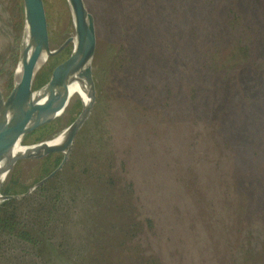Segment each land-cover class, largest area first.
Here are the masks:
<instances>
[{
  "label": "rangeland",
  "instance_id": "1",
  "mask_svg": "<svg viewBox=\"0 0 264 264\" xmlns=\"http://www.w3.org/2000/svg\"><path fill=\"white\" fill-rule=\"evenodd\" d=\"M83 1L95 22L96 97L47 180L62 188L50 223L30 210L43 215L55 189L38 190L46 181L21 194L61 153L18 160L2 183L21 195L18 215L45 229L34 231L49 247L0 232V264H264V0ZM43 2L55 48L74 35L72 14L67 0ZM19 26L18 0H0L3 94L13 86L24 11ZM245 34L251 56L228 74L235 39ZM210 98L222 120L217 132L194 118ZM240 99L245 118L234 132ZM218 156L225 169L215 166ZM210 166L215 183L205 176ZM244 168L256 181H242Z\"/></svg>",
  "mask_w": 264,
  "mask_h": 264
},
{
  "label": "water",
  "instance_id": "2",
  "mask_svg": "<svg viewBox=\"0 0 264 264\" xmlns=\"http://www.w3.org/2000/svg\"><path fill=\"white\" fill-rule=\"evenodd\" d=\"M24 11V34L20 42L17 64L20 76L14 77L13 86L6 96L0 89V188L10 168L20 159L40 158L51 153H61L59 164L21 195H28L51 178L63 165L73 138L84 123L95 101V82L92 58L96 46L95 22L83 0H67L74 35L67 36L57 47H50L48 23L43 0H22ZM27 34V43L23 39ZM75 39V42H74ZM69 43L73 48L62 61L57 63L47 82L33 89V78L42 54L46 59L57 56ZM76 84V96L81 103L77 116L51 138L27 143L32 146L22 149L23 139L48 121L43 117L47 110L68 105L70 86ZM57 141H54L58 137ZM1 193L0 202L16 196Z\"/></svg>",
  "mask_w": 264,
  "mask_h": 264
},
{
  "label": "trees",
  "instance_id": "3",
  "mask_svg": "<svg viewBox=\"0 0 264 264\" xmlns=\"http://www.w3.org/2000/svg\"><path fill=\"white\" fill-rule=\"evenodd\" d=\"M18 10L20 12V26L19 27H22V25H23V3H22V0H18ZM250 34H253V33L250 32ZM250 34L249 35L248 34L238 35L236 37V39H235L236 42L232 48V50H233L232 60H234V61L231 64L226 66V69H225L226 73H228V74L236 73L237 70H239L240 67L251 56V53H250V51H251L250 47L251 46L250 45H251L252 36ZM52 37H53V35L49 31L50 44H51ZM67 55L64 54V52H63L58 57L48 58L45 61V63L41 66L39 71L36 73V75L34 77L33 84H32V88L35 89V88L39 87L41 84H43L45 81H47L50 77V73H51L53 67L57 63L62 61ZM248 69L251 72V69L250 68H248ZM11 77H12V74L10 73L9 81H8L10 88L12 86ZM190 91L196 92L195 86H194V88L192 87L190 89ZM240 91H242V90H240ZM7 94H8V92L6 94H3V95L6 96ZM135 94H136V92H135ZM196 95H198V92L195 93V97H196ZM205 95H208V91L206 92ZM79 104L80 103L76 97L71 98V100L69 101V103H68L67 107L65 108L63 114L60 117L54 119L50 123L45 124L44 126H40L39 128H37L31 134L32 137H30L29 139H26L24 143L36 142L39 140L47 139L52 134L56 135L59 131H61L65 127V125L67 126V124H65L66 122L64 123L65 125H62L64 122V119L66 117L68 118L67 123L69 124L77 116V114L79 112V106H80ZM216 104H217L216 98L215 99L210 98L208 101H206L205 106L203 107L206 114L202 117L201 116H194V118L196 117L198 119V122H196L197 125L199 124L200 119H202L201 122L204 119L206 122V123L204 122L205 126H207L209 131L214 130L215 132H217L220 130L219 126H220V124H222V120H221L220 115L218 113V109L216 110ZM196 108H198V107L196 106ZM237 110H238V114L235 118L234 126L232 127L234 132L238 129L239 124L244 123L245 114L242 111V99H240V101L238 102ZM212 113H215L217 115V122H214V120L212 118ZM191 117H192V115H191ZM223 136H224L223 137L224 142L226 143L227 138L229 136V133H225V135H223ZM262 144L264 147V141L262 142ZM246 146L247 145L245 144L244 148ZM239 150L241 151V149H239ZM204 152L207 155H209L211 153L210 149H206ZM57 160H55L51 166H48V168L46 167V171L44 172V174L47 173L49 170H51L52 168H54L58 164ZM214 163H215V166L217 168L222 167L225 169L226 165H228L227 161L224 162V159H222L221 156H218L214 160ZM211 168H212V166H210L207 169V175H205V176L209 182L215 183L218 180V178H216L215 176L209 175L208 171H210ZM228 170L230 172V169H228ZM197 174L198 173H195V171H194L195 177L197 176ZM239 176H240V178L242 177L243 182L247 181L246 176L249 178L255 179L254 181H256V179H257L256 174H254L251 171H248V168H247V171H246V168L241 169ZM52 180L53 179L47 181L45 184L41 185L38 188V190H40V191H44L46 189V187H51V188L55 189L54 193L52 195H49V199L51 201L49 206L46 208H43V210H45L44 214L43 215L39 214L40 207L36 208L34 210H32V209L30 210V213L32 214V216L34 214L36 219L39 220L41 218V216H43L45 218V220L43 221V224H47L50 221V219L52 218L55 210L58 207L59 197L62 194V188L61 187L51 185ZM224 181H226V180H224ZM0 192L1 193H15V190L12 191L11 186H9V185L7 186L6 184H2V186L0 188ZM241 192L244 193L243 191H241ZM34 193H36V192H34ZM44 196H48V195H44ZM32 197L33 196H28V197L24 196L21 199H27V198L31 199ZM244 198H245V194H243L241 196L242 200H244ZM16 201H18V198L13 197L10 199H5V200L0 202V232L8 233V235H11L12 237H17V238L21 239L22 241H27L32 246H36L35 248L41 249L42 251L44 248H46V247L48 248L49 244L41 241L40 240L41 238L38 236V233L34 231V229H37L38 231L39 230L44 231L45 229L38 227V225L27 224L25 222V220H23L21 218V216L18 215V212H17L18 206L16 204ZM152 221L150 224H152L154 226ZM240 229H238V230L240 231ZM6 244H7V241L5 240V238H0V249H2L1 247L5 246ZM59 245H60V243L54 244V246H56V247H59ZM3 257H4V255H3L2 251H0V261L3 259ZM156 260L158 261L157 258H156Z\"/></svg>",
  "mask_w": 264,
  "mask_h": 264
},
{
  "label": "bare ground",
  "instance_id": "4",
  "mask_svg": "<svg viewBox=\"0 0 264 264\" xmlns=\"http://www.w3.org/2000/svg\"><path fill=\"white\" fill-rule=\"evenodd\" d=\"M27 39H28V37H27V34H26V36L23 39V45H25L27 43ZM74 42H75V39H74ZM45 59H46V55L42 54L40 59H39V61H38L37 67L43 65L45 63ZM20 70H21L20 64H16V67H15V70H14V77H15L16 80L20 76V72H21ZM77 92H78V86L76 84H72L70 86V93H71L70 100H71L72 97H74L77 94ZM65 108H64V105H62V106L54 107V108H51V109L47 110L45 115H44V117H43V120L52 122L54 119L60 117L63 114ZM50 122H47V123H50ZM58 138H59V136L56 137L53 140L57 141ZM22 147H23L22 149H29L32 146L27 145V143H26V145H23Z\"/></svg>",
  "mask_w": 264,
  "mask_h": 264
}]
</instances>
